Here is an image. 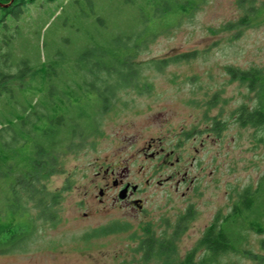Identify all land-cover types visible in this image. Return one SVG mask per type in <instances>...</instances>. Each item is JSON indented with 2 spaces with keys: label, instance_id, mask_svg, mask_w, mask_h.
<instances>
[{
  "label": "rangeland",
  "instance_id": "1",
  "mask_svg": "<svg viewBox=\"0 0 264 264\" xmlns=\"http://www.w3.org/2000/svg\"><path fill=\"white\" fill-rule=\"evenodd\" d=\"M240 1L193 0L191 9L190 0H35L18 18L0 10V73L8 76L0 79V238L15 243L0 264H180L217 216L224 221L247 189L264 188V127L239 120L240 109L252 112L260 98L251 79L230 73L264 70V17L224 31L243 16ZM127 67L135 76L130 87L118 81ZM95 79L119 90L103 113L89 97L102 88ZM35 122L64 129L52 166L40 162L39 182L24 179L36 172L34 143L46 142L21 129ZM72 125L97 129L70 142ZM158 139L166 149L181 143L200 162L190 191L188 184L177 190L182 175L166 182L171 170L146 158ZM102 165L136 184L149 181L137 196L144 211L114 206L112 188L100 202V190L111 186L97 175ZM43 202L54 204L50 217ZM188 211L193 219L180 223ZM263 211L258 204L255 214ZM249 223L236 227L241 244L216 264H264V233ZM152 237L173 243L170 259H145L141 242Z\"/></svg>",
  "mask_w": 264,
  "mask_h": 264
},
{
  "label": "trees",
  "instance_id": "2",
  "mask_svg": "<svg viewBox=\"0 0 264 264\" xmlns=\"http://www.w3.org/2000/svg\"><path fill=\"white\" fill-rule=\"evenodd\" d=\"M12 0H0V10L3 11L4 15L13 16L18 18L24 9L27 8L28 3H33L35 0H13L12 3L8 7H2L1 5L9 4ZM51 1V0H50ZM192 1L190 0V8L192 9ZM256 0H241L239 2L240 7L243 9V16L237 22L228 23L224 27V31L230 32L233 29L244 28V27H252L259 24L261 18L264 17V2L261 5L255 4ZM2 21H5V16ZM2 41V40H1ZM90 52L88 56H90ZM194 55H183V59H191ZM128 66L127 64H124ZM129 67V66H128ZM125 68L129 74H123V77H119V79L123 81V83L132 82L134 78L131 77L134 71L131 68ZM101 70V69H98ZM125 71V70H124ZM233 74L234 78L243 77V81H248L247 79H251L250 82L253 83L251 86V90L255 92L260 98V102L257 108H255L252 112L247 111L245 107L240 109L239 120L242 126L252 125L254 127H258L263 129L264 127V70H254L252 73L256 76L250 78V72H238L237 74L234 71H230ZM111 74V72L109 73ZM122 75V72L119 73ZM8 76H2L0 73V79L7 78ZM25 77V74L19 73L15 78L21 79ZM258 85V87H256ZM37 123L41 121L38 118ZM24 124L21 129L26 133V135L31 136L32 134L37 135L38 132L42 134V138L46 139L45 145H42V142L39 141V144L34 143L35 157L38 161H36L35 171L27 173L24 179L27 177H35V180L39 182V176L41 172L40 162L44 159V165L48 168L53 162L52 154L56 151L57 147L62 143L59 140V135L61 131L58 127H47L41 129L39 125L34 124L27 126ZM88 127L80 128L79 126H73L68 130L66 134V141L72 142L75 137H83L84 135L94 134L96 132V126L91 129H87ZM60 130V131H59ZM0 131H4L0 130ZM28 133V134H27ZM3 137V135H1ZM17 138V137H16ZM14 140V138H12ZM37 143V141H36ZM11 142H4L3 147L10 149ZM3 158L2 153L0 152V159ZM52 166V165H51ZM39 172V174H37ZM23 175V173H20ZM35 174V176L33 175ZM31 183V180H30ZM261 185V184H260ZM264 193V188L262 185L259 186L257 190H252L251 188L247 189L243 195L241 196V202L238 206H235L233 212L229 214L224 221H220L221 215L217 216L213 225L206 231L204 237L200 240L197 247L191 251L180 264H216L219 263V260L222 256L235 252L238 248V245L241 244L243 237L240 231H236V227L238 225H242L245 221H249L250 228L258 231L259 233H264V211L262 215L257 216L255 213L257 205H262L264 209V197L261 195ZM261 199V200H260ZM53 202H55L53 200ZM54 207V204H50L47 202H43L39 208L42 210V215L46 217H50V210ZM50 219V218H48ZM47 219V220H48ZM193 214L191 212H187L184 218L180 219V223L185 220H192ZM245 225V224H244ZM12 228V227H11ZM10 228V229H11ZM9 230V229H8ZM182 229V225L178 224L177 234H179ZM264 243V242H263ZM1 246L5 247V250L11 249L15 246V243H12V240H4L0 238ZM14 245V246H13ZM172 247V249H170ZM173 243L170 241H160L155 237L143 240L141 242V251H144L145 259H151L154 257L157 258H165L170 259V257L174 254ZM264 249V244H263ZM202 250L204 254L202 257L198 258V254L196 251ZM168 264V262H166Z\"/></svg>",
  "mask_w": 264,
  "mask_h": 264
},
{
  "label": "flooded vegetation",
  "instance_id": "3",
  "mask_svg": "<svg viewBox=\"0 0 264 264\" xmlns=\"http://www.w3.org/2000/svg\"><path fill=\"white\" fill-rule=\"evenodd\" d=\"M92 74H93L92 77H98L100 75L97 73H92ZM131 77L134 78L135 76L131 75ZM133 80L132 82H128V83H123L124 80H122V83L125 86L130 87L133 84ZM97 81H99V79L94 80L96 84H98ZM118 81H120V79ZM93 84L94 83H91V85ZM100 85L102 88H95L94 90H92L93 94L89 95V97L91 98V100L93 99L98 102L99 110L100 112L103 113L105 111H108L112 103V100L117 96L116 94L118 93L119 90L108 91L109 89L108 90L105 89L107 86H110L108 81L106 83H101ZM111 92H114V93L112 94ZM59 98L60 100L63 99L61 98L60 94H59ZM218 125L219 124L216 122V119L214 118V124H213L214 131L213 132L215 135L217 134ZM202 145L204 146V144ZM182 147L184 146L181 145V143H175L172 148L166 149L164 141L162 139L153 140L148 146L149 151H152V152L151 154H147L145 156L146 158H149L150 156V158L152 160H155L158 166H160V168H162L163 170L165 168L171 170V174L169 178L166 180V182H169L170 180L174 181L177 177L182 175L180 179L176 180L177 190H179L180 186L182 185L184 186L188 184L187 189L188 191H190L191 187L195 186L196 182L198 181L197 176H194L193 178L190 177L191 176L190 171L192 167H194V164L199 165L200 162L199 161L197 162L196 156L192 155V152L189 149L183 150ZM199 152H200L199 149H195L196 154H198ZM191 155H192L191 159L193 160V162H189V166L187 167L188 165L187 160ZM126 172L128 173V169L126 170ZM97 175L98 176L103 175V180H108L111 182V186L107 185L106 188H102L100 190L101 193L103 194L102 196L103 198L100 199L101 203H104V198L109 193V190L112 188L113 190L117 192V194L113 196L112 198V201H113L112 204L114 206H117V204H120V203H125L126 205L135 207L140 211L145 210V204H144L145 201L142 198H139L137 196L142 193L143 189L147 185H149V181H146V184L145 183L136 184L130 181L127 175L118 174V176H116L117 174H116L115 169H111L109 167L104 168L103 165L101 166L100 172H98ZM163 183L164 182L158 181V184L160 185H163ZM17 188H21V189L18 191ZM22 188L23 187L19 185L13 187L14 190L12 191L15 194V199L17 201L19 200V196H20V192ZM121 194L125 195L124 199L120 198ZM7 253L8 252L3 251L2 253H0V256H5Z\"/></svg>",
  "mask_w": 264,
  "mask_h": 264
},
{
  "label": "water",
  "instance_id": "4",
  "mask_svg": "<svg viewBox=\"0 0 264 264\" xmlns=\"http://www.w3.org/2000/svg\"><path fill=\"white\" fill-rule=\"evenodd\" d=\"M13 1V0H12ZM12 1L9 3V4H6V5H1L2 7H8L11 3H12ZM102 195V194H101ZM120 198L121 199H124L125 198V195L124 194H121L120 195Z\"/></svg>",
  "mask_w": 264,
  "mask_h": 264
}]
</instances>
